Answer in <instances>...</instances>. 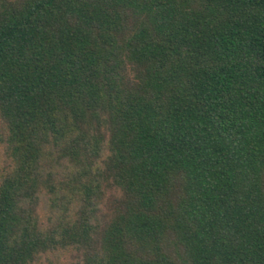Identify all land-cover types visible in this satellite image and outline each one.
<instances>
[{
    "label": "trees",
    "instance_id": "obj_1",
    "mask_svg": "<svg viewBox=\"0 0 264 264\" xmlns=\"http://www.w3.org/2000/svg\"><path fill=\"white\" fill-rule=\"evenodd\" d=\"M0 264H264V0H0Z\"/></svg>",
    "mask_w": 264,
    "mask_h": 264
}]
</instances>
